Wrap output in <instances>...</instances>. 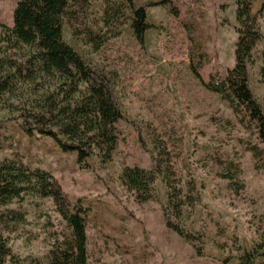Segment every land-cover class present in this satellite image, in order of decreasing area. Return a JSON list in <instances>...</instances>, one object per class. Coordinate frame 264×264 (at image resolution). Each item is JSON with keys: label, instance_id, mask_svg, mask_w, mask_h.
Listing matches in <instances>:
<instances>
[{"label": "rangeland", "instance_id": "374dc122", "mask_svg": "<svg viewBox=\"0 0 264 264\" xmlns=\"http://www.w3.org/2000/svg\"><path fill=\"white\" fill-rule=\"evenodd\" d=\"M19 1L0 0V23L13 27ZM171 1L180 11L179 18L172 15L170 6L147 9V22L155 28L146 33L144 48L137 43L131 24L122 28L119 39L98 52L77 43L64 25V41L109 81L124 117L119 125L124 140L110 164L94 161L90 170L81 169L75 156L61 153L50 140L28 139L18 127L20 112L0 105V122L12 137L0 160L22 158L30 168L48 172L72 201L81 200L90 209L91 264H237V248L251 250L264 243V172L255 170L252 155L239 143L250 137L228 103L206 90L191 68L190 31L208 55L202 71L205 79L223 77L234 67L240 0ZM91 3V27L97 30L104 6L102 0ZM263 4L264 0H254V12ZM259 28L263 40L253 54L249 83L264 113V84L260 82L264 15ZM12 103L21 107L25 97ZM154 139L170 151L184 192L190 180L197 187L199 203L185 208L179 220L167 210L168 190L162 176L152 186V200L145 204L137 203L119 181L124 167L153 169ZM218 159L241 164L246 188L239 196L219 176ZM10 209L20 213L23 222L10 235L17 261L8 264L44 261L51 248L48 224L57 230L64 227L53 202L27 194ZM167 221L200 240L187 241L169 229ZM263 262L260 258L257 264Z\"/></svg>", "mask_w": 264, "mask_h": 264}, {"label": "trees", "instance_id": "16d2710c", "mask_svg": "<svg viewBox=\"0 0 264 264\" xmlns=\"http://www.w3.org/2000/svg\"><path fill=\"white\" fill-rule=\"evenodd\" d=\"M102 2L103 15L97 30L91 27V0H20L13 13V27L0 23V105L11 112H20L18 127L28 139L50 140L61 153L75 156L83 170H90L94 161L102 165L113 162L118 145L124 140L119 128L124 117L109 81L64 41V25L77 43L98 52L119 39L122 28L129 24L137 43L144 48L146 33L155 28L147 22L148 8L170 6L172 15L180 17V11L173 7L171 0L147 4L125 0L127 5L115 0ZM263 15L264 4L254 12V0L238 1L235 65L223 77H203L208 55L188 28L193 74L206 90L228 103L238 124L250 137L239 143L252 155L255 170L262 172L264 113L250 87L249 67L254 64L253 54L263 40L259 28ZM260 82L264 84V56ZM24 97L23 106L12 103ZM6 128V124L0 122V155L12 142V137L5 133ZM153 143L157 152L153 169L124 167L119 181L137 203L145 204L152 200V186L162 176L168 190L167 210L179 220L185 208L193 209L199 203L196 184L188 181L184 192L183 181L175 172L167 146L159 139H154ZM216 162L220 167L219 176L228 181L230 189L239 196L246 188L241 181V164L231 159ZM27 194L52 201L64 225L57 230L52 223L48 224L51 248L44 261L35 264H91L87 235L90 209L81 200L72 201L51 174L30 168L22 158L0 160V264L17 261L9 242L23 217L10 207ZM167 227L189 242L200 240L170 221ZM237 249V264H257L260 258L264 259V243L251 250Z\"/></svg>", "mask_w": 264, "mask_h": 264}]
</instances>
